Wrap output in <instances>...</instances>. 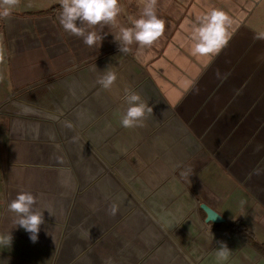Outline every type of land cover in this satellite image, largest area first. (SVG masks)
<instances>
[{
  "label": "crops",
  "instance_id": "0c3cea01",
  "mask_svg": "<svg viewBox=\"0 0 264 264\" xmlns=\"http://www.w3.org/2000/svg\"><path fill=\"white\" fill-rule=\"evenodd\" d=\"M119 4L117 26L88 29L103 37L89 47L59 23V0H20L9 18H0V105L27 91L54 94L65 97L72 121L98 118L88 137L120 176L146 193L152 216L173 231L174 241L159 240L157 226L131 206L115 217V235L129 232L130 240H116L105 264H215L218 240L232 250L229 264H264V196L251 192L264 184V40L254 39L264 33V0H157L165 30L139 55L135 42L120 52L115 37L139 18L142 0ZM212 10L229 18L231 38L216 55H193L195 29ZM106 67L117 74L110 90L97 83ZM126 92L138 93L153 109L143 127L120 125ZM13 118L0 116L1 135L12 130ZM28 156L29 146L6 153L10 160ZM4 159L0 153V163ZM85 160L86 180L99 164ZM100 189L98 198L108 191L106 184ZM200 203L224 222H205ZM97 205L105 218L108 205Z\"/></svg>",
  "mask_w": 264,
  "mask_h": 264
},
{
  "label": "rangeland",
  "instance_id": "374dc122",
  "mask_svg": "<svg viewBox=\"0 0 264 264\" xmlns=\"http://www.w3.org/2000/svg\"><path fill=\"white\" fill-rule=\"evenodd\" d=\"M91 92L95 97L96 88ZM35 94L27 91L0 105V116L14 117L12 130L4 135L0 133V153L5 156L0 163L3 165L0 168L3 171L0 185V229L2 226L3 231L0 238L9 234L12 237L11 244H0V256L4 257L0 264H87L89 261L105 264L109 259L112 261L114 242L118 239L129 241L131 236L129 232L115 235L118 227L115 221L131 206L143 214L146 223L157 226L159 240L174 241L171 228L152 216L145 201L146 193L138 192L120 176L115 163L103 155L92 136L88 137V128H95L98 118L79 124L71 120V109L65 104V97ZM23 144L29 146L31 156L22 160L6 157L9 150H22L24 147L19 145ZM240 145L236 147L238 155L243 154L244 146ZM87 156L99 164V168L97 166L96 173L85 180ZM105 179L109 182L105 183ZM83 180L88 183L83 184ZM102 184H106L108 191L98 198ZM21 191L34 194L37 198L34 210L43 212L44 223L35 243L28 232L16 225V215L7 209L8 203ZM251 192L260 199L264 196V184L254 185ZM98 202L99 206L108 205L105 218H100L101 210L95 209ZM113 206L118 207L115 215L110 212ZM103 224L107 225L104 229L95 227Z\"/></svg>",
  "mask_w": 264,
  "mask_h": 264
},
{
  "label": "clouds",
  "instance_id": "9594fccd",
  "mask_svg": "<svg viewBox=\"0 0 264 264\" xmlns=\"http://www.w3.org/2000/svg\"><path fill=\"white\" fill-rule=\"evenodd\" d=\"M59 2L62 9L59 23L63 29L76 37L83 38L84 44L89 47L102 41L103 37L88 29L99 24L114 27L118 24L117 17L121 13L119 0H59ZM142 3L139 18H131L132 27H119V35L115 37V41L118 42L119 51L122 53L129 52V46L135 42L139 45L137 53L139 55L144 49L150 48L164 33L165 21L157 14V0H142ZM19 4L20 0H0V18H9ZM229 24V18L220 10H212L201 18L192 37L193 55L218 54L231 38L227 32ZM254 39L264 40V33L256 34ZM101 72L102 75L98 77L97 83L102 89L110 90L117 80V74L108 67ZM124 99L129 106L121 116L120 125L126 129L143 127L146 113L153 115L152 107H149L148 102L142 101L141 96L136 92H126ZM254 171L255 174H260V169ZM36 203L37 198L34 194L21 191L7 205L8 211L17 217L16 225L30 234L33 243L38 241L40 226L44 223L43 212L34 210L33 206ZM110 212L115 215V206ZM11 241L10 234L0 238V244H11ZM216 244L215 264H229L232 250L224 241L218 240Z\"/></svg>",
  "mask_w": 264,
  "mask_h": 264
},
{
  "label": "water",
  "instance_id": "95a60500",
  "mask_svg": "<svg viewBox=\"0 0 264 264\" xmlns=\"http://www.w3.org/2000/svg\"><path fill=\"white\" fill-rule=\"evenodd\" d=\"M199 208L205 213V222H211L216 224L224 222V218L207 204L200 203Z\"/></svg>",
  "mask_w": 264,
  "mask_h": 264
}]
</instances>
